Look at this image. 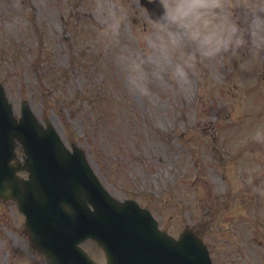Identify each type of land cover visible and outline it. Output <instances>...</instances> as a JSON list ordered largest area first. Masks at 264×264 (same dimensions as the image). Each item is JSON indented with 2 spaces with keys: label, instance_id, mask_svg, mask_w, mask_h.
I'll return each instance as SVG.
<instances>
[{
  "label": "rangeland",
  "instance_id": "obj_1",
  "mask_svg": "<svg viewBox=\"0 0 264 264\" xmlns=\"http://www.w3.org/2000/svg\"><path fill=\"white\" fill-rule=\"evenodd\" d=\"M163 1L167 25L140 0H0V79L113 196L194 227L213 264H264V0ZM24 220L0 199V264H47Z\"/></svg>",
  "mask_w": 264,
  "mask_h": 264
},
{
  "label": "water",
  "instance_id": "obj_2",
  "mask_svg": "<svg viewBox=\"0 0 264 264\" xmlns=\"http://www.w3.org/2000/svg\"><path fill=\"white\" fill-rule=\"evenodd\" d=\"M141 3L156 22L171 20L161 0ZM22 110L17 120L0 83V198L17 202L33 249L49 264H98L80 246L86 238L99 242L108 264H212L192 228L177 239L159 228L149 208L113 198L83 149L75 143L68 149L50 120L44 127L27 103ZM20 144L24 162L15 152Z\"/></svg>",
  "mask_w": 264,
  "mask_h": 264
},
{
  "label": "clouds",
  "instance_id": "obj_3",
  "mask_svg": "<svg viewBox=\"0 0 264 264\" xmlns=\"http://www.w3.org/2000/svg\"><path fill=\"white\" fill-rule=\"evenodd\" d=\"M234 31V29H233ZM231 40V33L226 30H221L217 33V48L215 51H220L222 48H226ZM211 54V52H208Z\"/></svg>",
  "mask_w": 264,
  "mask_h": 264
}]
</instances>
